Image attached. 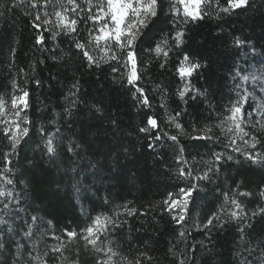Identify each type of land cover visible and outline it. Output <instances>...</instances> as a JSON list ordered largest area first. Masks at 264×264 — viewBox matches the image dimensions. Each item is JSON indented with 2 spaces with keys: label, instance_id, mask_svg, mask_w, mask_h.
<instances>
[{
  "label": "trees",
  "instance_id": "16d2710c",
  "mask_svg": "<svg viewBox=\"0 0 264 264\" xmlns=\"http://www.w3.org/2000/svg\"><path fill=\"white\" fill-rule=\"evenodd\" d=\"M76 2L78 7L72 12L67 0H0V98L10 104L17 89L27 90L29 108L24 115L31 121L24 125L29 128L28 136L9 157L11 171L7 173L3 157L10 148L0 134V176L4 177L0 190L14 196L0 218L15 229L8 232L0 225V243L6 245L0 264H6V259L12 264L17 256L25 264V246L40 258L35 264L43 260L72 264L75 259L79 264H96L97 259L105 258L103 252H94L91 246L85 251L78 237L98 216L102 226L106 217L121 225H109L100 237L101 247L108 245L120 253L118 264H134L137 259L142 264H179L180 260L185 264H264V249L259 246L264 239V215L251 216L264 206L259 197L264 189V162L253 163L242 155L247 151L264 156V130L260 124L246 127L250 135L244 139L249 144L237 137L236 144L230 145L232 134L224 135L216 127L238 93L251 92L243 105L245 114L264 103L260 91L264 82V0H249L246 8L230 14L220 11L227 0H210L211 6L204 9L207 15L187 24L174 23L173 0H161L158 18L136 47L137 84L148 105L125 82L123 54L118 62L110 54L96 55L94 46L88 44L90 31L98 25L87 17L96 13L98 0ZM61 7L68 9V18L77 20L75 33H61L53 40L45 30L51 25L41 22L39 30L32 26L35 16L43 20L45 13L51 15ZM177 29L185 33L179 47L170 39ZM38 35L45 37L44 44H36ZM162 38H169L167 58L151 51ZM76 42L85 44L84 50L97 63L89 64ZM184 55L201 65L188 79L177 71ZM253 75L257 81L251 80ZM243 76H249V81H243ZM186 86L190 91L181 100L179 91ZM149 116L157 120L156 128L147 123ZM246 119L264 122L258 114ZM194 127L212 128L208 135L213 139H190ZM141 128L148 131L141 132ZM173 135L178 144L169 139ZM253 136L259 141L255 149L251 148ZM48 138L58 145L51 158L44 147ZM75 145L78 147L69 152ZM181 147L186 164L177 160ZM181 168L192 174L180 177ZM205 173L209 179H199ZM6 179L12 184H5ZM192 185L196 187L186 218L176 224L164 211L163 201L169 193ZM239 192L252 195L240 196ZM233 198L242 202L247 216L231 204ZM3 202L0 197V208ZM132 209L135 212L129 214ZM233 211L239 218L230 217ZM213 213L219 215V221L203 228ZM33 216L36 222L31 220ZM29 225L34 235L26 238ZM68 231H76L78 237L70 240ZM180 231L185 232L183 238ZM53 247L65 248L63 256L51 253ZM249 248L254 254L250 255Z\"/></svg>",
  "mask_w": 264,
  "mask_h": 264
},
{
  "label": "snow or ice",
  "instance_id": "6c2138e0",
  "mask_svg": "<svg viewBox=\"0 0 264 264\" xmlns=\"http://www.w3.org/2000/svg\"><path fill=\"white\" fill-rule=\"evenodd\" d=\"M46 2L50 3L51 0H46ZM67 3L71 5V11L75 12L78 5L76 0H67ZM88 3L91 4V0H88ZM249 0H227V6L221 7L220 11L226 14H230L232 11L236 9L246 8L248 6ZM161 6V0H98L95 5L97 11L95 14L89 15L87 19L91 20L93 24L98 25L94 30L89 33L88 44L94 46L97 49H100L106 54H110L111 60H117L120 62L121 54H123L121 67L125 70L122 74L127 85L135 88L136 92L140 94L142 97V103L144 105L149 104L148 98L144 95V90L140 88L137 84V81L140 79V75L138 72L137 66V54L136 47L137 41L140 39L142 35H145L146 29H149V26L158 18L159 8ZM181 6L182 12H181ZM210 0H174V3L170 5L172 15L174 17V23H182L187 24L189 22H195L199 19H203L207 13L205 12L206 7H210ZM32 7H36L35 4ZM68 9H64V11H55L54 16L56 17V22L48 19V13H45V18H42L37 15L35 16V21L33 23V27L39 30L41 28V22L45 26L51 25V27H47L45 30L51 33V38L54 40L57 35L63 33L64 35H69L71 33H75L77 31V20L70 19L65 15ZM88 11L91 12V8H88ZM182 16V19L180 17ZM59 29V31H56ZM185 33L182 30L177 29L174 36H171L170 39L175 42V45L179 47L184 43ZM45 42V37L43 35H38L36 37V44L42 45ZM239 44L240 41H237ZM169 38H162L155 46L154 49H151L157 57L163 56L167 58L170 48ZM75 47L78 50L83 52L84 58L88 61L89 64L97 63L96 59L89 53V51L84 50L86 45L80 42H76ZM163 67V64L161 65ZM201 65L197 62H194L190 59L189 55H184L180 65L177 69L179 76L182 79L190 77L193 72L198 70ZM113 71H118L117 68H113ZM243 81H249V76H243L241 78ZM252 81H257L258 78L256 76L251 77ZM37 85H39V81H36ZM76 88V85H73ZM238 88H241V85H237ZM78 91V88H77ZM190 91V89L185 87V89L179 91V96L181 100L184 99L186 92ZM252 91H255V86H253ZM260 91L264 93V82L260 83ZM18 94L12 95L10 104L8 101H5L3 98H0V134H2L3 138L8 141V146L10 148V152L5 153L3 157V162L5 164V173L10 172L11 168L8 165L11 164L10 156L16 153L18 146L21 143V140L24 137H27L29 134V128L24 125L30 124L31 121L28 120L27 116L24 115L26 110L29 108V95L30 93L25 89H17ZM251 97V92L244 90V94L240 95L238 93V99L234 104H232L228 109V114L223 118L220 124H217L216 127L221 129V133L224 135L232 134L229 137V144L235 145L236 138L239 139L245 144L248 145L249 141L244 139L248 137L250 133L245 130L246 127H255L256 124H260L262 130H264V122L260 120L249 121L246 119L247 117H253L254 114H258L261 117H264V103L257 104L253 112H248L245 114L243 105L247 103L249 98ZM195 97H193L194 99ZM261 100L264 101V95L261 96ZM163 107V105H162ZM180 113H176V116H179ZM173 121L175 118H172ZM147 123L152 126V128L157 127V120L151 116L148 117ZM177 129L182 130V126L179 123L175 124ZM141 132H147L148 128H141ZM204 134L201 135L200 133ZM212 132V128L205 129H193L194 134H189V138L192 140H211L213 137L208 135V133ZM46 135V134H45ZM155 139L159 140L160 137L157 136ZM169 139L179 143L178 137L176 135L170 136ZM258 139L256 137H252L251 148L255 149L258 143ZM45 152L51 158L56 155L58 145L52 138H48L45 141ZM75 147L78 145L72 146L68 148L69 152H73ZM234 151L240 152L239 147H235ZM181 153L180 156L177 157L178 162L183 161V152L184 149L181 147L179 149ZM242 155L249 161L253 163H261L264 162V156L261 153L257 152L255 155L248 153L247 151L243 152ZM220 154H215V159L217 161L221 160ZM228 160L232 159V156L227 157ZM185 164L187 161H183ZM191 170L185 171V169L181 168L179 170V176L185 177L190 176ZM0 179H4V177L0 176ZM199 179H209L207 173L203 176L199 177ZM5 184H12L11 179H6ZM195 185L191 187H180L178 193H169L168 198L163 201V205L166 206L164 211L168 212L171 215V219L176 222V224H182L187 215L188 205L190 203V197L195 191ZM240 196H251L250 192H239ZM173 196L176 198L173 199ZM0 197L4 198L3 207L0 208V212H5L9 208L10 198H14L13 193L11 191L0 190ZM259 197L264 199V189L260 190ZM228 197L225 194V203H227ZM231 204L239 210V213H245L244 205L239 200L233 198L231 200ZM223 207V206H221ZM135 209L130 210L129 214H133ZM261 214L264 215V206L259 207L258 210H253L251 213L252 217ZM231 218H239L238 213L233 211L230 214ZM100 217H96L92 224L85 227L82 230V234L79 235L76 231H68L66 233L67 237L71 240L72 238H79L84 242L83 248L85 251L91 249L94 252L100 253L103 252L104 259H97L96 264H118L117 257L120 256L117 250L112 248L111 246L105 245V247H101L100 244L104 242L100 240V237L104 235L106 231H108L109 225L112 227H120V224L115 223L110 218L106 219V224L103 226L100 225ZM220 217L217 213H213L205 223H203V228H209L213 226L214 221H219ZM33 222L37 221V217H31ZM0 225L4 226L8 232H14L15 229L11 224L7 222L4 218H0ZM223 226V225H219ZM197 227H200L199 225ZM243 229L241 232L243 233ZM34 233L31 231V226L29 225V229L25 231V237L31 238ZM179 236L183 238L185 236L184 231L179 232ZM59 239V238H57ZM243 239V236L241 237ZM99 242V243H98ZM262 249H264V239H261L260 245ZM21 246L17 243V248ZM6 248V245L0 243V255L3 254V250ZM65 248L62 247H53L50 249L51 253H60L63 256V252ZM250 255L254 254L255 250L253 248L248 249ZM24 252L27 255V259L25 260V264H35V262L39 261L38 256H34L32 251L24 247ZM44 256H48L49 253L45 252ZM67 259V257H64ZM126 259V258H124ZM7 264V259H6ZM12 264H20V256H17L15 261ZM40 264H48L47 260L40 261ZM72 264H79V260L75 259L72 261ZM134 264H142L140 259L135 260ZM179 264H185L184 260H180Z\"/></svg>",
  "mask_w": 264,
  "mask_h": 264
},
{
  "label": "rangeland",
  "instance_id": "374dc122",
  "mask_svg": "<svg viewBox=\"0 0 264 264\" xmlns=\"http://www.w3.org/2000/svg\"><path fill=\"white\" fill-rule=\"evenodd\" d=\"M174 1V0H173ZM177 7H181V6H177ZM66 8H67V6H66ZM57 11H64V7H61V8H59ZM181 12H182V7H181ZM48 19H55V21L54 22H56V17L54 16V13L53 14H51V15H48V17H47ZM94 51H95V54L96 55H108V54H106V53H104L103 51H101L100 49H97V48H95L94 47ZM189 77H187L186 79H188Z\"/></svg>",
  "mask_w": 264,
  "mask_h": 264
}]
</instances>
